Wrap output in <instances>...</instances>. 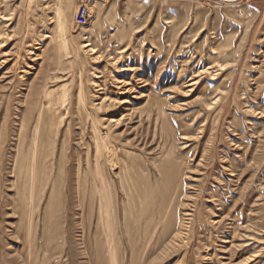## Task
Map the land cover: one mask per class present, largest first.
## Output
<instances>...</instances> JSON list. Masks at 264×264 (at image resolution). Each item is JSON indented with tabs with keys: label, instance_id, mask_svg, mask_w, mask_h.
I'll return each mask as SVG.
<instances>
[{
	"label": "rangeland",
	"instance_id": "obj_1",
	"mask_svg": "<svg viewBox=\"0 0 264 264\" xmlns=\"http://www.w3.org/2000/svg\"><path fill=\"white\" fill-rule=\"evenodd\" d=\"M0 264H264V0H0Z\"/></svg>",
	"mask_w": 264,
	"mask_h": 264
},
{
	"label": "built area",
	"instance_id": "obj_2",
	"mask_svg": "<svg viewBox=\"0 0 264 264\" xmlns=\"http://www.w3.org/2000/svg\"><path fill=\"white\" fill-rule=\"evenodd\" d=\"M225 1H232V0H225Z\"/></svg>",
	"mask_w": 264,
	"mask_h": 264
},
{
	"label": "bare ground",
	"instance_id": "obj_3",
	"mask_svg": "<svg viewBox=\"0 0 264 264\" xmlns=\"http://www.w3.org/2000/svg\"><path fill=\"white\" fill-rule=\"evenodd\" d=\"M123 102V101H122Z\"/></svg>",
	"mask_w": 264,
	"mask_h": 264
}]
</instances>
